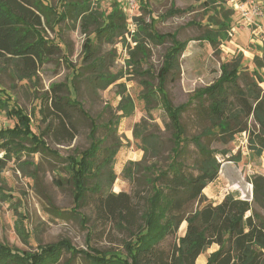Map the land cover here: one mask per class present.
Segmentation results:
<instances>
[{"label":"trees","instance_id":"16d2710c","mask_svg":"<svg viewBox=\"0 0 264 264\" xmlns=\"http://www.w3.org/2000/svg\"><path fill=\"white\" fill-rule=\"evenodd\" d=\"M144 1L141 0V7L146 11L148 7ZM211 1L215 2L203 0L202 3L209 7ZM92 4V0H61L58 10L56 5L46 0H0V61L4 67L11 66V76L31 80L37 74L38 65L58 49L57 44L44 35L46 27L53 30L57 23L67 19L80 20L82 30L95 32L96 38L111 43L121 38L126 43V34L131 32L126 5L114 0L111 10L106 12L96 8L93 10ZM133 20L136 29L132 32V39L136 46L131 50L127 67H141L142 57L138 53L146 56L145 41L162 43L169 36L173 39V46L165 54L163 66L157 75L158 87H152L149 80L143 81L147 90L143 97L148 106L149 100L161 95L173 130V147L166 166H160L157 162L144 164L145 156L144 161L131 162L146 172L143 180L151 191L145 199H136L127 192L115 193L104 189L105 176L102 174L112 164L119 144L116 140L104 146L106 155L99 159L98 153L105 140L97 136L98 124L72 97L70 89L66 88L68 94L62 93V84L53 86L51 103L42 109L47 125L37 134L30 116L22 108L10 105L8 97H3L5 89L0 80V111H6L10 118L16 120L13 127L0 129V151H5L3 157L10 158L14 154L19 155L25 149L24 143L28 142L31 152L56 154L44 137L56 120L58 131L66 142H72L76 134L69 127L72 121L68 110L78 108L90 120L91 142L79 155L67 158L75 207L81 208L91 202L99 221L114 223L130 232L134 239L124 241L126 253L93 247L88 250L77 248L66 238L41 246L36 252L19 251L0 242V264H60L64 251L72 256L84 257L87 264H199L198 257L212 245L219 247L208 255L205 264H264V175L256 173L251 177V198L229 192L215 204L205 196L204 189L219 177L222 162L217 157L218 150L202 140L204 136L219 135V140L227 143L236 135L246 132L248 148L257 156L264 154V89L261 86L264 82L261 73L264 68V46L263 56L254 57L255 68L251 72L243 66V54L239 53L221 65L218 80L196 92L199 114L208 121V126L204 127L202 133L187 138L182 116L189 104L173 105L165 92L168 76L174 77L178 72L176 69H179V58L186 48V42L177 41L170 33H157L152 23L143 16H134ZM214 23L217 27L206 31L203 38L216 46L229 39L231 13L222 15ZM84 57L95 73L93 84L101 83L105 89L123 77V73L111 74L104 70V57L97 56L91 37L84 44ZM118 107L122 113L108 121L106 127L110 129L114 124L117 127L121 118L133 112L134 102L124 94ZM188 141L198 149L192 166L185 162ZM110 171L109 185L115 180L114 172L112 169ZM134 173V170L129 173L131 180H134ZM194 203L198 204L195 209L191 208ZM183 222H187L185 234L178 237L173 248L161 247L167 236L177 234ZM72 260L69 258L62 264H72Z\"/></svg>","mask_w":264,"mask_h":264},{"label":"rangeland","instance_id":"374dc122","mask_svg":"<svg viewBox=\"0 0 264 264\" xmlns=\"http://www.w3.org/2000/svg\"><path fill=\"white\" fill-rule=\"evenodd\" d=\"M92 1L93 10L96 8L106 12L111 10L114 2ZM46 2L60 9L61 0ZM117 2L126 5L125 0ZM202 2L145 0L148 8L144 11L140 0V16L152 23L157 33H170L177 41L186 42V48L179 58V69H176L178 72L174 77L168 76L165 92L173 105L189 104L182 116L187 138L202 133L204 127L208 126V121L199 114L196 92L219 79L221 65L241 53L243 66L251 72L255 68L254 57L263 56L264 14H256L253 9L257 6L264 12V0H215L211 1L209 7ZM245 8L250 10V21L243 15ZM229 13L232 20V27L228 30L229 39L213 46L203 35L217 27L214 20L218 21L222 15ZM90 28L93 30V25ZM44 35L57 44L58 49L38 65L37 74L31 80L12 77L11 66L4 67L0 61V80L5 89L3 97L9 98L10 105L22 108L30 116L35 132L40 134L47 125L42 109L51 103L53 86L64 85V94H68L66 88L70 89L72 97L98 124V138L105 140L98 153L99 159L106 155L104 146L116 140L119 144L112 164L103 171L104 189L115 193L127 192L136 199H145L151 191L143 180L146 172L131 162L144 161L145 156L144 164L157 162L160 166H166L173 147V130L161 95L149 100L148 106L143 97L147 91L143 81L149 80L152 87H158L157 75L163 66L165 54L173 46V39L169 36L162 43L145 41L146 56L138 53L142 57L141 67L135 69L133 66L127 67L131 50L136 46L133 39L127 38L126 43L121 38L107 42L96 38L95 32H84L80 20L75 22L71 19L57 23L53 30L47 26ZM142 36L144 39V34ZM88 37L94 39L97 56L104 57V70L111 74L123 73V77L105 89L101 83L96 85L92 82L95 73L84 57V44ZM261 73L264 75V68ZM261 86L264 89V82ZM124 94L133 100L134 110L121 118L117 127L114 124L110 129L106 127L108 121L122 113L118 106ZM68 113L72 121L69 127L76 134L73 141L66 142L57 129L56 120L44 137L56 154L31 152L28 142L24 143L25 149L19 155L14 154L10 158L3 157L5 151H0V159H3L0 162V242L19 251L36 252L41 246L66 238L77 248L88 250L93 247L126 253L124 241L134 239L130 232L114 223L99 221L91 202L81 208L75 207L67 158L79 155L89 147L91 128L90 120L78 108H71ZM15 123L16 120L10 118L6 111H0V129L13 127ZM218 136L202 138L211 148L218 150L217 157L222 162L214 193L238 192L244 198H251V177L262 167L263 156L255 155L248 148L246 132L236 135L227 143L219 140ZM187 151L185 162L192 166L198 149L188 141ZM111 169L115 180L109 185ZM132 170L135 172L134 180L129 177ZM197 207L198 204L194 203L191 208ZM185 223L180 225L176 235L167 236L161 247L173 248L178 237L185 234ZM208 254L209 250L203 256L207 257ZM69 258L73 259L72 264H87L84 257L72 256L66 251L61 256L60 264Z\"/></svg>","mask_w":264,"mask_h":264},{"label":"built area","instance_id":"2783aa9c","mask_svg":"<svg viewBox=\"0 0 264 264\" xmlns=\"http://www.w3.org/2000/svg\"><path fill=\"white\" fill-rule=\"evenodd\" d=\"M126 8L125 11L127 15L129 16L130 20V29L131 32L126 34V37L131 40L132 39V32L135 31L136 25L133 20L134 16H140V0H125ZM243 15L245 18L250 21V10L247 8L243 9ZM254 13L263 15L264 12L259 9V7L255 6L253 9Z\"/></svg>","mask_w":264,"mask_h":264},{"label":"crops","instance_id":"0c3cea01","mask_svg":"<svg viewBox=\"0 0 264 264\" xmlns=\"http://www.w3.org/2000/svg\"><path fill=\"white\" fill-rule=\"evenodd\" d=\"M263 157L261 158V162H262V167L260 168V169H258V170H256V172H258V173H261V174H263L264 175V154L262 155ZM220 176V175H219ZM220 179V177H218L215 181H213V182H211L205 189H204V193L209 197V198H211L210 200H212V201H214V203L216 204V203H218V202H220L224 197H225V195L228 193H223V194H221V195H219V193H214V184H215V182L217 181V180H219ZM233 193H235V194H237L238 196H240V197H242V198H244L245 196L244 195H242V194H240V193H238V192H233ZM218 245H212L208 250H209V254L211 253V252H213L214 250H216V249H218ZM204 254V253H203ZM203 254H201L199 257H198V263L199 264H205L206 263V261H207V257H205V256H203ZM208 254V255H209ZM202 259V260H201Z\"/></svg>","mask_w":264,"mask_h":264},{"label":"bare ground","instance_id":"6f19581e","mask_svg":"<svg viewBox=\"0 0 264 264\" xmlns=\"http://www.w3.org/2000/svg\"><path fill=\"white\" fill-rule=\"evenodd\" d=\"M186 224L185 222L183 223V225Z\"/></svg>","mask_w":264,"mask_h":264}]
</instances>
